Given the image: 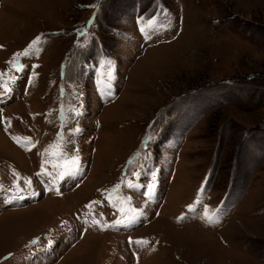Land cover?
I'll return each mask as SVG.
<instances>
[{"label":"rangeland","instance_id":"obj_1","mask_svg":"<svg viewBox=\"0 0 264 264\" xmlns=\"http://www.w3.org/2000/svg\"><path fill=\"white\" fill-rule=\"evenodd\" d=\"M0 46V264H264V0H0ZM52 145L83 165L59 195L36 175ZM202 184L217 224L188 212ZM131 208L130 231L90 223Z\"/></svg>","mask_w":264,"mask_h":264},{"label":"snow or ice","instance_id":"obj_2","mask_svg":"<svg viewBox=\"0 0 264 264\" xmlns=\"http://www.w3.org/2000/svg\"><path fill=\"white\" fill-rule=\"evenodd\" d=\"M94 7L98 8L99 4L94 5ZM161 14L164 16H167L166 12H162ZM145 21H146L145 26H141L139 28V30H140L141 34L144 36L145 40H150L151 34L158 31V28L151 18L141 17L138 19V24L145 22ZM89 23H91V21ZM84 34H85L84 32H82V31L80 32V35L83 36ZM40 43H41V37L37 36L36 38H34L30 42L28 47H26L22 52L14 53L12 59L10 61H8V63L17 72L22 71L24 69L25 65L20 63L19 58L20 57H28V56L37 54L40 51V48L38 47V45ZM0 47H2V46H0ZM104 65L107 68V72L104 74V77L102 80L97 81L98 91H100L103 95H111V89L113 86V81L115 80V65H114V62L112 59H107L106 61H104ZM33 67H39V66L34 65ZM2 75H4V73H0V76H2ZM33 75H35V73H33ZM13 79H18V78L13 77ZM2 83H3L4 92L10 93L12 91V89L7 87L6 82H2ZM30 83H31V80H29V84ZM101 84H103V87H100ZM82 107H83V105L81 104V108ZM73 111H74V114L76 116H80L83 114L82 111H79L76 109H73ZM80 131H81V129L79 127H76L75 129H73V134L79 133ZM13 139L19 143V138L14 136ZM24 140L27 142V144L22 145L24 147H27V145L33 144L31 139L28 137H25ZM58 140H63V133L58 135ZM50 148H59V151L54 153V161H45L42 159L40 172H38L36 175L37 176L44 175L46 177L51 178L48 181V184H49L48 190H55L57 192V194L59 195L60 194L59 188L56 186L55 183H53V181H65L66 179H74L75 177L80 175V170H81L83 165H82L81 157L79 155L78 150H76L75 154H70L65 149H63L60 145H52V146H50ZM45 151L47 152V151H49V149H45ZM46 163H51L53 170H56V169H61V170L57 171L55 176H53V172L49 171L45 167ZM133 175L139 176V175H141V173L135 172V173H133ZM27 186L29 188H31V181L30 180L27 181ZM136 186L137 185L135 183H132V182H129L127 184L128 188H135ZM143 187L145 190L142 194L148 200H151L154 197L156 189H157L155 174H153L152 182L148 183L147 185H144ZM116 188L118 189L119 185H117ZM0 190H2V186H0ZM115 190L116 189H113V191H115ZM22 191H23V189L19 186V184H17L15 194H13L9 199L5 200L4 203H12L14 200L24 199L23 196L19 195V193ZM204 192H205V187L202 184L201 189L198 191L197 197L194 200V202L190 205H187L188 212H196L197 208L200 207L201 205H203L204 212H203V216L201 218L204 219L208 224H217V223H219V220H220V211L221 210L219 208H217V209L213 210L211 215L209 214L208 205L205 204L203 202V200L201 199ZM33 194H35V193H33ZM95 203H97V202L93 201L89 205H86V207L91 208L92 204H95ZM120 211L122 213V217L118 218L117 220H115L111 224L105 223V224L101 225L100 222L96 219H92L90 221V223L92 226H99L102 228V230H104L107 228H112V227H117V226H127L130 224H134L143 215V211L136 209V208L129 209L128 213H125L122 209ZM185 218H186V216L182 215V216L178 217L177 219L183 220ZM87 222L88 221H86V223ZM65 223H67V222H62V226ZM129 242L133 243V241H131V239ZM33 243H35V241H33ZM48 243H49V245H51L53 243V241L50 239L48 241ZM135 243L138 245L139 244H147V241L137 240V241H135Z\"/></svg>","mask_w":264,"mask_h":264},{"label":"bare ground","instance_id":"obj_3","mask_svg":"<svg viewBox=\"0 0 264 264\" xmlns=\"http://www.w3.org/2000/svg\"><path fill=\"white\" fill-rule=\"evenodd\" d=\"M87 186V185H86ZM86 189V187L84 188V190ZM84 192V191H83ZM81 193V192H80ZM79 194V193H78ZM49 202V204H51L52 202L51 201H46L45 203H48Z\"/></svg>","mask_w":264,"mask_h":264}]
</instances>
